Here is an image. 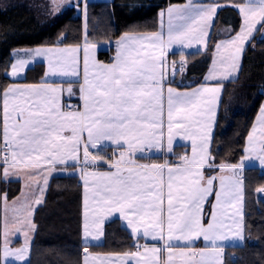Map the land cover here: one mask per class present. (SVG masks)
Segmentation results:
<instances>
[{
	"label": "snow or ice",
	"instance_id": "1",
	"mask_svg": "<svg viewBox=\"0 0 264 264\" xmlns=\"http://www.w3.org/2000/svg\"><path fill=\"white\" fill-rule=\"evenodd\" d=\"M65 2L71 0H51L53 10L59 11ZM80 2L86 18L87 5ZM217 7L192 0L168 7L158 14V30L127 31L116 39L109 63L96 58L97 45L87 39L85 24L82 45L25 50L27 59L10 65L15 78L37 58H46L48 77L65 78L68 86L12 84L0 92V176L7 178L9 170L24 173L39 191L32 204L14 210L13 224L26 228L17 229L26 239L14 251L5 240V260L11 256L30 264L27 237L36 230L32 205L43 203L48 176L72 162L71 167L80 166L84 190L82 243L79 261L70 256L66 264H226L225 242L246 239L241 175L245 161L256 159L264 167V106L239 163L216 165L210 146L225 82L239 72L244 43L253 32H264V0L235 5L242 14V27L215 45L217 58L205 83L190 91L170 86L169 77L183 73L186 62L182 59L177 68L168 60L174 45L206 44ZM65 93L68 101L75 97L78 103L66 102ZM177 138L191 142V154L180 155V163L139 162L153 150L166 148L171 153ZM106 143L116 146L111 156L98 150ZM101 165L107 170L101 171ZM214 167L230 175L205 174V169ZM258 191L264 194V188ZM113 214H119L137 238L135 250L91 253L92 242L101 240L105 221ZM140 237L162 243L141 245ZM201 240L208 246L197 247Z\"/></svg>",
	"mask_w": 264,
	"mask_h": 264
},
{
	"label": "trees",
	"instance_id": "2",
	"mask_svg": "<svg viewBox=\"0 0 264 264\" xmlns=\"http://www.w3.org/2000/svg\"><path fill=\"white\" fill-rule=\"evenodd\" d=\"M223 4L243 0H217ZM186 0H113L88 2L86 32L93 43H113L124 32L156 31L159 29V11L173 3ZM79 3V2H76ZM46 5V0H0V85L6 87L12 80L5 73L13 62L15 48L80 44L85 37V23L73 17L74 9L57 15H48V22L39 19L35 8ZM51 11V10H50ZM241 24L238 12L231 6L219 12L210 44L205 52L174 53L172 58L186 62V74L178 73L172 84L191 88L202 81L210 67L217 42L224 37L225 29L235 32ZM260 31L247 49L243 69L237 80L225 84L219 112L213 154L215 163H239L244 157L247 135L264 100V41ZM182 54V55H181ZM100 58L110 61V52L102 50ZM44 66L29 69L24 81H38ZM36 77V78H33ZM190 81L186 84L184 80ZM186 81V82H187ZM177 152L181 147L176 148ZM174 156V155H173ZM171 156V159H173ZM70 174L52 177L45 200L34 215L36 231L32 243L30 264H66L70 256L80 259L82 225V185L76 168ZM246 242L243 246L227 248L226 264H264V199L259 189L264 188V169L247 167L245 170ZM22 191L20 180L0 178V206L14 200ZM136 238L114 219L106 224L105 240L90 249L100 253L134 251ZM3 243L0 238V249ZM236 255V258H233Z\"/></svg>",
	"mask_w": 264,
	"mask_h": 264
},
{
	"label": "crops",
	"instance_id": "3",
	"mask_svg": "<svg viewBox=\"0 0 264 264\" xmlns=\"http://www.w3.org/2000/svg\"><path fill=\"white\" fill-rule=\"evenodd\" d=\"M101 1H113V0H85V3L87 5L88 2H101ZM76 2H79V3H76ZM192 2L194 4L201 5V6H209V5H213V4L218 5L217 11L215 13V17H214V19L211 22L212 23V27L209 30V34H208V37H207V40H206V44H196V43H193L192 47H181L179 45H174L172 47V49L168 52V60L169 61H174L173 58H172V54H174V53H187L188 54V53L205 52L208 49V47H209L211 35H212V32H213L215 23L217 21V17L219 15V12L224 7H227V6L233 7L238 12V14H239V16L241 18V24H240V27L238 28V30L235 31V32L231 31L230 29H225V35H224V37H222L217 43H219L222 40L231 38L232 36L238 34L239 31H240V28L242 27V23H243V21H242V14L239 12V9L237 7H235V5H237V4H243V3L246 2V0H243V2H240V3H230V4H223L222 2H219L217 0H192ZM187 3H188V0H186V2H184V3H173V4H169L168 6H166L162 10H160L159 13L161 11H165L170 6H173V5H185ZM71 5H72V7L74 6V8L77 7V6H79V7L83 8V11H84V5L80 2V0H71L70 3H67V2L63 3L62 6H61L62 9H60L59 11L62 12L64 10H67L68 8L71 7ZM158 18H159V15H158ZM159 26H160V21H159ZM257 27L259 28V25ZM165 28H166V17H165ZM259 33H260V31L253 32V34L249 38V40H247L244 43V45H243V52L241 53V60H240L239 72H238L236 78L231 79L230 81H226L225 84L227 82H231V81L237 80L240 77L241 72H242V69H243V62H244L245 53H246L247 49L249 48V46L253 43V41L257 37H259ZM84 41H85V37L83 39V42L80 43V45H82L84 43ZM73 45H77V44H70V45L60 44V45H57V46H37V47L15 48L12 51V57H13V62L12 63H14L15 60L16 59H19V58H25V59H27V57L23 55V53H24L25 50H31V49H35V48H44V47H53V48H55V47H68V46H73ZM96 45H97L96 58L98 60L104 62V63L111 62L112 59L115 56V53H116L115 43L114 42L113 43H101V44H96ZM102 50L109 51L110 52V55H111L110 61H104V60H102L100 58V52ZM80 55H81V58H82L83 57V52H81ZM216 58H217L216 57V49L214 48L213 57H212V61H211L210 67L208 68V70L206 71V73L203 75L202 81L198 85H196L194 87H191V88H188V87L187 88H183V87L175 86V85H173L171 83L170 86L175 87V88H177L180 91H190V90L198 87L199 85L205 83V77L212 70L213 61ZM179 61H181V60H179ZM175 62L177 64V61H175ZM38 64H42L44 66V71H43V74H42L41 78L38 81H28V82L27 81H24L27 78V73H28L29 69L35 67ZM177 68H179V66H177ZM10 72H11V67H10V69L7 72V73H9V75H8L9 78L12 80V83L9 84V85H12V84H21V85H24V84H41V83L47 82V83L59 84L61 87H64V88H67V86H68V84L65 82V78H61V77H48V75H47V72H48L47 59L46 58H42V57L41 58H37L33 63L29 64L26 67V69L18 77H15V78L12 77L10 75ZM183 74H184V72H183ZM176 77H177V75L174 76V77L170 76L169 79L171 81H173ZM33 78H36V77H33ZM186 84H188V83H186ZM9 85H7V86H9ZM72 86H73L74 89L77 88V85L76 84H73ZM6 87H2L0 85V92H2ZM65 97H66V102H70L72 104L78 103V101H77V99L75 97H73L70 101L67 100V94L66 93H65ZM262 106H264V100H263V103H262L261 107ZM259 112H260V110H259ZM259 112L257 113L256 119H257V117L259 115ZM218 116H219V114H218ZM218 116H217V120H218ZM256 119L254 121V124L256 122ZM216 126H217V123H216ZM216 126L214 127L213 140H212V144L210 146V152H211V155L214 157V163H215L216 157L213 154V144H214ZM246 144H247V141H246ZM179 147H181V148L182 147H185V148L188 147V149H189L188 155L191 154V142L190 141H187V140H182V139L177 138V140H175L173 142V150H172L171 153L167 152L166 151V148L165 149H161L159 151L153 150L151 153H146V158L145 159H141L139 162H141V163H149V162H153V163H164L165 161H167L170 164L180 163L179 155H178V153H176L177 152V149L176 148H179ZM107 149L116 150V146L112 145L111 143H106L105 145H101L98 150L101 151V150H107ZM188 149H186V150H188ZM91 151H93L95 153V151H97V150H91ZM181 155H185V154L181 153ZM171 156H173V159H171ZM244 156H245V153H244ZM69 163H70V166L66 170L61 171V170L58 169L57 171L51 173L48 176V178L50 179V181H51L52 177H54L56 175H65V174H70L71 172H73V171L69 170V168H76V171L74 170V173H78V174L80 173V166L79 165H77L76 167H71L72 162H69ZM216 165H218V164H216ZM101 166H102V167H100V170L101 171L107 170V167H105L103 165H101ZM247 167H260V168H263L264 169V167H261L260 163H258L257 161L256 162L255 161L248 162V160L245 161V166H244V168L242 170V174H241L242 177H243V187H244L243 211H244V221H245V225H246V201H247V192H246V183H245V170H246ZM2 168H3V166L0 165V171H2ZM205 174L206 175H209V174H211V175H230V173H228L226 171L222 173L218 167H214L213 169H205ZM0 178H3V177L0 176ZM4 179H6V180H19L20 179V176L18 174H13L12 170H9V176L7 178H4ZM50 181H49V183H50ZM80 183H81L82 189H83V182H82L81 179H80ZM22 195H23V192L21 191V193L19 194V196H17L12 201H8V204H5L6 206L4 205V203L0 206V233L1 234H3L2 231H4L5 217H6L7 213L10 210L8 208V205H10L11 203H13L15 209L20 208V206H19L20 203H24L25 204V202L22 200V198H23ZM83 197H84V190L82 191V212H83ZM44 200H45V198L43 197V202H44ZM209 200L212 203H214V197H210ZM18 203H19V205H18ZM31 204H32V201H31ZM32 206L35 209V211H34V214H35L37 208L40 205H34L33 204ZM208 211H209V206L206 204L205 205V214H207ZM34 214H33L32 218H31L32 220H33ZM11 219L14 220V211H13V215L11 216ZM114 219L120 220L122 226L125 227L131 233V229L130 228H127L126 222L123 220V218L120 217L119 214H113L112 216H110L105 221V224H104V236L101 238L100 241H98V242H92V245H99V244H102L104 242V240H105L106 224L109 221L114 220ZM7 220H8V217H7ZM13 227L15 229V232L17 231V229H22V227L20 225H17V229H16L15 226H13ZM8 228H9V226H8ZM34 235H35V232L33 233V232L29 231V235H28L29 239L28 240L30 242V248H31V250H32V243H33ZM245 237H246V232H245ZM0 238L2 239L1 235H0ZM16 240H12L11 242H9V244H10L9 246L11 247V249L21 248V246L24 244L23 241H22V239H20V241H16ZM136 240H137V238H136ZM245 242H246V239H245V241L243 243L242 242H239V241L225 242V254L227 252V248L243 246L245 244ZM144 243H147L149 246H152V245L160 246L162 242H160V241H152L151 239H145L143 237H140L139 238V244L143 245ZM196 246L197 247H206V246H208V244H207V242H204V241L201 240V241L196 242ZM3 247H4V241H3ZM3 247L0 249V264H22V263H19V261H16L15 258L14 257H11V256L8 257L7 260H5L4 257H3ZM89 251L91 253L97 254V255L111 254V253L95 252V251H92L90 248H89ZM30 253H31V251H30ZM129 264H132V262H129Z\"/></svg>",
	"mask_w": 264,
	"mask_h": 264
},
{
	"label": "rangeland",
	"instance_id": "4",
	"mask_svg": "<svg viewBox=\"0 0 264 264\" xmlns=\"http://www.w3.org/2000/svg\"><path fill=\"white\" fill-rule=\"evenodd\" d=\"M73 8H74V6L72 7V5H71V7L68 8V9H73ZM60 9H62V8H60ZM74 10H75V12L77 10V14H80L82 16L81 18H82L83 22L86 24V18H87V16L85 18L83 8L77 6V7L74 8ZM35 11H37L36 13H38L39 19L42 22H44V21L45 22H48L49 21V20H47V18H48L47 16L48 15L53 16V15H57L60 12V11H54L53 10V5L51 3V0H46V5L45 4L44 5H40L39 8H35ZM186 72H187V69L185 68L184 74H186ZM186 81H187V79H185L184 82L185 83H190V81H187V82ZM186 149H188V147H186V148L185 147H182L180 149V151L178 152V155L180 156L181 153L188 154L189 149L188 150H186ZM251 161H255V162L257 161L259 163V161L256 160V159H250V160H248V162H251ZM18 175L20 176V179L19 180L22 182V192H23V195L22 196L24 198V199L22 198V200L25 203L31 204V201L33 202L34 199L39 195V191H38V188L36 186V182L33 181V180H31V179H29L24 173H19ZM40 179H41V182H42V179L43 178L41 177ZM48 181H50L49 178H48ZM48 187H49V183H48L47 189L45 191V194L43 196L44 198L46 196V192L48 190ZM258 196L264 199V194L259 193ZM5 204H8L7 199H6V202L4 200V205ZM42 204L43 203H41L40 205H42ZM18 205H19V203H18ZM21 205H24V203H20L19 206L21 207ZM8 208L10 209L9 212L7 213V215H6V217H8L7 222H8V226H9V228H8V235H7V237H5L4 236V231H2L3 234L0 233V235L2 237V243H3V241L5 243V240H6L7 241V244H8V247L11 249V247L9 246L10 245L9 242H11L12 240H16L18 238L16 241H20V239H22V241L24 243L26 237L23 234V230L22 231H16L15 232V229L13 227V226H15L16 229H17V225H20V224H14L13 225V220L11 219V216L13 215V211L15 209L13 203H11L10 205H8ZM33 221H34V217H33ZM20 226L22 227V229L26 230L24 228V226H22V225H20ZM27 239H29V237ZM23 246H24V244L21 247H23ZM12 250L14 251L15 249H12ZM30 255H31V253H30ZM19 263H22V262H19Z\"/></svg>",
	"mask_w": 264,
	"mask_h": 264
}]
</instances>
